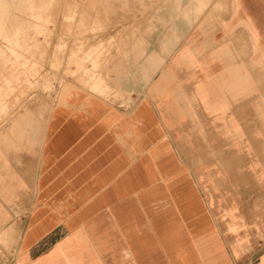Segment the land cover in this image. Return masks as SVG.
<instances>
[{"label":"crops","instance_id":"obj_1","mask_svg":"<svg viewBox=\"0 0 264 264\" xmlns=\"http://www.w3.org/2000/svg\"><path fill=\"white\" fill-rule=\"evenodd\" d=\"M91 1L131 102L68 85L0 131L13 264H264V0Z\"/></svg>","mask_w":264,"mask_h":264},{"label":"rangeland","instance_id":"obj_2","mask_svg":"<svg viewBox=\"0 0 264 264\" xmlns=\"http://www.w3.org/2000/svg\"><path fill=\"white\" fill-rule=\"evenodd\" d=\"M91 3L0 0V82L15 87L8 91L0 87V131L9 128L22 136L37 129L39 120L23 112L39 109L41 95L51 99L59 88L60 96L68 85L79 89L81 96H96L119 106L131 102L108 84L113 77L109 68L116 61L112 56L120 50L118 28L102 21L99 12L93 14ZM9 68L14 75H8ZM16 243L17 238L11 243L0 236V264H13L17 252L11 247Z\"/></svg>","mask_w":264,"mask_h":264},{"label":"bare ground","instance_id":"obj_3","mask_svg":"<svg viewBox=\"0 0 264 264\" xmlns=\"http://www.w3.org/2000/svg\"><path fill=\"white\" fill-rule=\"evenodd\" d=\"M3 1H10V0H3ZM197 1V0H196ZM198 2V1H197ZM200 3H201V1H200ZM203 4V3H202ZM199 5V4H198ZM201 8V7H200ZM195 9V8H194ZM204 9H205V7H204ZM194 11V10H193ZM198 11V10H197ZM200 11V10H199ZM186 12V11H185ZM198 13H200V12H198ZM184 15H186L185 13H184ZM10 16V15H9ZM186 16H188V15H186ZM185 17V16H184ZM183 17V18H184ZM66 78V77H65ZM48 82V81H47ZM150 92V91H149ZM141 95V94H140ZM151 95V94H150ZM146 98V97H145ZM130 103V102H129ZM135 104V103H134ZM15 128L16 129H18L16 126H15ZM19 131H20V129H19ZM15 132V131H14ZM199 169V168H198ZM206 169V168H205ZM214 169V168H213ZM220 173V172H219ZM219 175V174H218ZM145 177H147V173H146V176ZM203 182V181H202ZM257 182V181H256ZM211 184V183H210ZM215 192V191H214ZM221 200V199H220ZM219 202V201H218ZM230 210V209H229ZM225 219V218H224ZM223 219V220H224ZM247 228V227H246ZM245 228V229H246ZM16 229V228H15ZM232 228L230 227L228 230H231ZM12 230H8L5 234H3V236H4V238H6V239H9L10 241H11V243H14L15 241H16V238L13 236V234H11L10 232H11ZM26 234V233H25ZM12 241H14V242H12ZM22 246V245H21Z\"/></svg>","mask_w":264,"mask_h":264}]
</instances>
